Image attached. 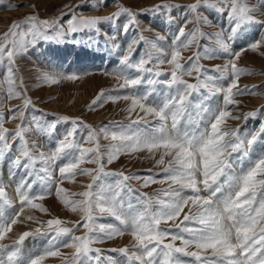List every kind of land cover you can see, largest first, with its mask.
<instances>
[{"label":"snow or ice","instance_id":"1","mask_svg":"<svg viewBox=\"0 0 264 264\" xmlns=\"http://www.w3.org/2000/svg\"><path fill=\"white\" fill-rule=\"evenodd\" d=\"M3 2L0 0V4ZM115 3L116 10L106 15L78 16L73 8L67 29L60 25L59 19L68 13L62 12L60 18L49 19L32 14L20 22H13L0 36V60L8 64L6 100L22 98L21 104L8 110V120L20 121L14 131L4 127L6 116L0 111V162L7 156L11 175H15L17 169L25 172L15 187L18 208L4 181L0 180V264H46L54 257H61L62 264H264V151H257L258 147H264V110L233 115L229 108L238 105L235 99L238 95L258 94L252 90L256 86L239 87L240 77L253 74V70L239 67L238 61L249 50L264 55L261 51L264 35L248 40L239 48L235 45L247 40L256 26L264 30V18H261L264 17V0H194L185 5L161 0L152 8L141 10L125 6L119 0ZM108 6V0H96L91 8L98 11ZM173 10L181 12L182 23L172 33L170 44L166 43L167 37L159 33L154 37L144 34L154 30L142 29L139 16L145 12H163L168 16L165 23L171 24ZM206 13L223 17L226 25L217 21L218 30L205 31V26H215ZM105 24L115 30L111 35L103 34L112 49H120L119 33L134 32L122 50L120 68L105 73L122 80L120 88L129 92L123 96H105L101 90L88 106L89 110H94L98 101V106L102 107L107 100L123 99L130 101L129 115L139 109L144 116L128 125L101 127L103 138L112 141L105 146L107 151L104 152L96 130L90 125H85L89 129L86 140L93 142L94 147L86 148L75 138L79 118L57 117L70 121L74 127L49 152L34 151L40 145L27 139L33 129L24 111L34 104L23 87V77H19L17 84L16 60L38 40L59 41L69 33L101 34V25ZM189 24L193 25L190 29ZM205 40L210 43H202ZM193 45L196 52L187 57L185 63L183 53ZM141 47L143 55L133 59ZM202 59H224L226 62L209 70L200 63ZM165 63L171 65L167 72L158 67ZM38 72L37 86L75 82L84 75H92L90 72ZM194 72L196 82L189 83L184 77ZM221 96L222 103L214 99ZM258 115L262 120L258 130L241 133L239 128L228 130L225 127L229 119L247 120ZM146 116H154L155 123L142 124ZM33 122L36 133L48 134L55 127L54 124L44 127L35 118ZM13 143L18 144L15 152ZM145 151L157 165L163 166V181L170 182L164 196L157 198L158 207L153 206L146 193L139 197L142 207L134 206L127 199V194L135 191L127 181L141 179L140 176L105 171V162L111 164L122 154ZM233 153L239 155L233 157ZM234 160L241 165L247 161L248 167L236 174L232 168ZM57 161L63 162L58 165ZM84 163H95L97 168H81ZM78 175L90 176L92 182L86 185L85 191L69 194L61 185L65 180L75 182ZM110 176L118 179L105 183L104 178ZM143 179V187L157 182L153 175ZM173 185L179 187L173 188ZM53 192L73 213L80 214L79 220L70 222L53 217L41 221L34 215H25V208L49 214L42 201ZM77 195L83 199L71 198ZM185 208L188 212L174 228L162 227L168 221H176ZM104 216L114 223H98ZM28 222L37 227L14 232V226ZM192 222L195 226H191ZM81 228L86 230L84 234L76 235ZM125 234L134 241L131 247L108 250L94 247ZM29 238H43L45 246L26 254L24 244ZM8 240L11 243L5 242ZM62 248L72 251L62 252ZM193 248L195 250H191ZM104 251L118 256H105Z\"/></svg>","mask_w":264,"mask_h":264},{"label":"rangeland","instance_id":"2","mask_svg":"<svg viewBox=\"0 0 264 264\" xmlns=\"http://www.w3.org/2000/svg\"><path fill=\"white\" fill-rule=\"evenodd\" d=\"M120 3L125 6L131 7L135 10L150 9L154 5L161 2V0H119ZM172 3L185 5L194 2V0H171ZM255 2V0H253ZM96 3V0H4L0 4V36L8 31L13 22H20L25 17L38 14L41 19L49 18H60L61 13H68L59 19L60 25L64 29L68 28V20L71 18L72 10L75 8L76 15H106L111 11L116 10L115 0H108L107 9L101 7L98 11H93L91 5ZM10 5H17L18 7H11ZM35 5V7H30ZM65 5L71 7L66 8ZM76 5H82L76 8ZM209 18L213 20L214 27L205 26V31H216L219 28L220 23L226 25V21L223 17H220L214 13H206ZM264 18V17H261ZM142 22V29L151 28L154 31H148L144 34L146 36L154 37L157 33L167 37L166 43L170 44L172 41V33L176 31V28L182 23L181 12L179 10H173L171 12V19L173 23L166 24L165 21L168 16L165 13H154L145 12L139 16ZM124 22L122 18L121 23ZM188 29L192 28L193 25L189 24ZM101 34H95L92 32H80V33H69L62 40H38L34 45L30 46L27 52L16 60V67L19 69L17 78V84H19V77H23V87L27 89V95L31 97L34 107L25 109L26 119L30 122V126L33 129L32 132L27 134V139L30 142H35L40 145L39 149L34 151L43 150L49 152L56 146V142L63 138L64 134L70 131L74 125L69 121L65 122L58 120L57 117L68 116L72 119L79 118L80 123L75 125L76 127V140L83 143V147H94L93 142H87L86 137L89 129L85 125H90L92 129L96 130L99 143L101 145V151H107L106 147L112 141L110 139H104L103 133L100 132L101 127L113 128L117 124L128 125L132 121L137 120L139 117L144 116L143 112L139 109L129 115L127 108L130 105V101L120 99L113 102L107 100L100 107L99 101L97 105H94V110H89L91 102L100 94L101 90H104L105 96L111 94L113 96H123L128 94V89H121L120 85L123 83L122 80H116L112 75H106L105 73H112L120 68L119 59L122 54V50L126 47L127 42L134 35V32H130L127 35L119 33L117 35V42L120 45V49H112L106 42L104 33L111 35L115 30L110 25H101ZM260 35H264V30L259 26H256L250 31V35L247 40L239 41L236 48L243 46L250 39H258ZM202 43H210L205 40ZM264 52V49L261 50ZM196 52L195 45L190 50H186L183 55L185 57V63H187V57L193 56ZM91 56L87 57V54ZM139 55H143V48H138L137 52L133 55V59L138 58ZM226 61L224 59L216 60H201L200 63L205 66L206 69H214L216 65H223ZM155 65V61L153 62ZM238 66L253 70V74L242 75L238 82L240 88L245 85L256 91L257 95H238L235 97L239 101L238 105L229 108L233 115H243L248 112L256 111L257 109L264 110V55L261 52L246 51L242 54L238 61ZM8 64L5 60H0V102H3V106L0 107V111H3L6 116V122L4 127L10 131H14L19 120H8L7 116L10 115L9 108L13 105L21 104L22 98L6 100L7 85L5 83V77L7 73ZM159 69L167 72L171 65L163 64L158 65ZM38 70L42 71H59L64 73H92V75H84L82 79L75 82L62 81L55 85H41L37 86L38 81ZM214 74V73H213ZM194 72L192 76H185L184 78L189 83H195ZM165 77H160L164 79ZM170 78V77H169ZM143 90V88L141 89ZM104 99L103 97L101 98ZM218 99L222 103V96ZM6 101V102H4ZM34 118L38 120L42 126L47 127L48 125L54 124L55 127L51 133L43 134L35 132ZM156 118L154 116H146L141 121L142 124H154ZM262 120L258 115L255 118H249L247 120H232L227 121L225 126L228 130L239 128L241 133L252 132L258 130ZM227 139V138H226ZM18 144L13 143V152L17 149ZM229 151H231L229 149ZM257 151H264V147H258ZM233 157L239 155V153H233ZM156 158H159V153L156 154ZM167 159V158H166ZM63 161H57V164H61ZM81 168H97L95 163H84L80 166ZM248 163L245 161L242 165L239 161H233L232 168L236 174H239L242 168H247ZM163 166L157 165L155 159L149 158V154L145 152L136 153H125L119 156L111 164L105 162V171L107 172H120L123 171L125 175L136 174L141 177L138 180H129L128 184L135 190L133 193L127 194V199L137 207H142L143 203L139 199L142 194H147V198H150L154 207H158L157 198L164 196V190L169 188L168 181H163L162 175ZM150 170V171H149ZM12 169L10 168L9 160L6 156L3 162H0V180H3L9 195L12 197L14 202L17 203L18 208V196L15 193V187L17 183L25 175L23 169L15 170V175H11ZM160 174V175H155ZM58 179V172H57ZM153 175V178L157 181L156 183H150L147 187H143L144 177ZM118 177L110 176L104 178L105 183H113ZM220 179H223L221 177ZM163 181V182H161ZM92 179L87 175H78L75 177V182L65 180L62 187L69 190L71 193H79L86 190V185L91 183ZM55 187V185L53 186ZM173 188L179 187L173 185ZM226 187V186H225ZM35 190V186H34ZM207 194V193H203ZM72 199L80 200L83 199L81 196H71ZM45 207L48 208L49 214L42 213L38 210L31 208H25V215H34L41 221H46L53 217H59L65 221H77L80 219L79 213H73L68 207L61 203L59 198L54 194L48 196L42 201ZM188 212V208L184 209L181 216L176 221H168L167 224L162 227L174 228L175 223H179L183 219V215ZM98 223H114V221L107 216H104L98 221ZM187 223V222H185ZM72 226L71 223L68 224ZM191 226H195V222H192ZM37 227L36 224L28 222L25 225L14 226V232H22L31 230ZM86 230L81 228L76 235H83ZM11 243L10 240L5 241ZM167 242V241H166ZM134 241L132 237L125 234L122 237H117L112 240H107L104 243H98L94 247L101 248L102 250H108L113 248H122L124 246L131 247ZM179 244V241H177ZM45 246V240L43 238L33 240L27 239L24 244V250L26 254L34 253ZM36 250V251H35ZM191 250H195L194 248ZM62 252H71V249H61ZM103 255L118 256L117 253L104 251ZM122 259V257H119ZM46 264H62L61 257L50 258Z\"/></svg>","mask_w":264,"mask_h":264},{"label":"bare ground","instance_id":"3","mask_svg":"<svg viewBox=\"0 0 264 264\" xmlns=\"http://www.w3.org/2000/svg\"><path fill=\"white\" fill-rule=\"evenodd\" d=\"M86 56H87V57L91 56V53H90V54H87ZM35 251H36V250H35Z\"/></svg>","mask_w":264,"mask_h":264}]
</instances>
